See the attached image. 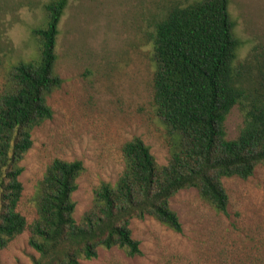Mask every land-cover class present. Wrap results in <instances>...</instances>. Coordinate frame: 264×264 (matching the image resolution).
Wrapping results in <instances>:
<instances>
[{
  "label": "trees",
  "instance_id": "obj_1",
  "mask_svg": "<svg viewBox=\"0 0 264 264\" xmlns=\"http://www.w3.org/2000/svg\"><path fill=\"white\" fill-rule=\"evenodd\" d=\"M69 1L41 4L42 22L30 30L35 51L8 64L0 88V251L27 231V243L37 253L32 264H79L112 248L138 256L132 220L150 217L179 233L181 224L169 206L178 191L194 188L224 214L223 180H246L264 166V75L256 80L236 66L242 42L234 33L229 1L168 0L155 7L159 14L149 32L152 101L172 134L168 162L157 164L141 138L126 141L120 175L93 189L90 207L76 221L72 194L83 163L53 159L34 187L36 216L28 223L18 211L21 162L32 147L33 131L51 119L47 99L62 84L56 45ZM0 12H7L5 0ZM3 49L10 56L9 40L0 42ZM234 106L242 126L236 138L227 139L224 122Z\"/></svg>",
  "mask_w": 264,
  "mask_h": 264
},
{
  "label": "rangeland",
  "instance_id": "obj_2",
  "mask_svg": "<svg viewBox=\"0 0 264 264\" xmlns=\"http://www.w3.org/2000/svg\"><path fill=\"white\" fill-rule=\"evenodd\" d=\"M0 12V88L8 64L35 51L30 30L42 22L46 0H5ZM168 0H70L59 25L55 64L62 79L47 99L51 119L32 134V147L21 162L23 186L18 211L30 223L36 216L34 187L53 159L80 160L84 171L72 194L74 218L90 207L93 189L113 183L123 169L122 145L139 137L159 165L169 159L172 137L152 101L154 63L149 43L156 6ZM241 40L236 66L261 80L264 75V0H228ZM21 4L19 7L18 5ZM242 115L232 107L224 122L226 138L237 137ZM226 213H217L194 188L178 191L170 200L181 232L153 218L134 219L131 234L140 254L99 249L96 258L79 264H264V166L249 178H227ZM23 232L0 251V264H32L36 251Z\"/></svg>",
  "mask_w": 264,
  "mask_h": 264
}]
</instances>
